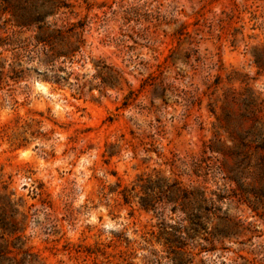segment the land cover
<instances>
[{
  "label": "rangeland",
  "instance_id": "374dc122",
  "mask_svg": "<svg viewBox=\"0 0 264 264\" xmlns=\"http://www.w3.org/2000/svg\"><path fill=\"white\" fill-rule=\"evenodd\" d=\"M0 264H264V0H0Z\"/></svg>",
  "mask_w": 264,
  "mask_h": 264
}]
</instances>
